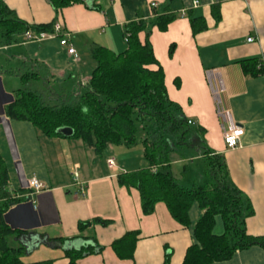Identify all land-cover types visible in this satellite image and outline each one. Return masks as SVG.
<instances>
[{"label": "crops", "instance_id": "0c3cea01", "mask_svg": "<svg viewBox=\"0 0 264 264\" xmlns=\"http://www.w3.org/2000/svg\"><path fill=\"white\" fill-rule=\"evenodd\" d=\"M1 1L27 24L59 23L77 53V59L67 54L58 38H21L19 43L0 46L8 62L0 65V156L7 167V190L20 198L3 213V221L25 233L24 239L14 240L26 245L27 252L20 259L24 263L52 260L53 264H67L61 248L44 244L32 248V244L41 236H77L78 222L99 217L111 223L92 224L82 234L94 237L102 250L78 259L77 264H163L167 253L168 264H182L203 211L194 202L187 227L176 222L162 202L155 204L151 214L142 213L138 190L117 183L119 173L147 166L142 147L136 157L125 158L118 154L128 146L108 145L103 158L104 151L96 155L80 139L46 137L28 121L10 119L4 112L19 88L17 80L21 84L20 74L27 72L38 73L40 78L32 81H42L49 101H60L63 93L64 99L81 92L95 66L91 49L102 46L122 52L126 48L125 24L161 13L164 0H82L58 10L47 0ZM197 1L193 6V0H174L172 7L178 15L165 31L153 27L149 42L163 69L168 97L181 107L185 118L203 130L207 147L223 156L229 179L249 198L253 214L245 221L247 233L264 236V74L245 75L240 64L248 58L264 64V0ZM213 6L218 7L219 19L212 14ZM189 15L203 17L206 28L193 34ZM138 37L143 42L145 33ZM249 37L253 40L247 41ZM215 80L221 85L222 105L243 128L239 145L232 149L222 140V121L210 90V82ZM187 155L171 162V172L185 185H202L203 161ZM107 158L114 160V168L107 166ZM31 177L44 187L27 197L32 191L27 186ZM80 187L84 195L79 193ZM129 231L138 232L133 257L121 259L111 244ZM212 232H223L219 215L214 217ZM211 264H264V247L253 245Z\"/></svg>", "mask_w": 264, "mask_h": 264}, {"label": "trees", "instance_id": "16d2710c", "mask_svg": "<svg viewBox=\"0 0 264 264\" xmlns=\"http://www.w3.org/2000/svg\"><path fill=\"white\" fill-rule=\"evenodd\" d=\"M56 10L82 0H47ZM174 0H164L161 13L146 20L128 22L124 26L126 48L114 52L106 47L91 49L95 66L83 90L77 94L64 93L57 103H45L42 95L30 88L38 73L20 74L21 87L15 90L14 99L5 106V115L13 120L28 121L40 133L49 138L65 137L57 132L60 127H71L69 137L80 139L101 155L108 145L133 146L137 143V122L144 136L141 138L143 158L147 166L117 175V183L139 192L141 211L149 215L155 204H165L170 216L182 226L189 225V210L194 202L202 215L193 227V243L186 249L182 264H211L229 259L233 253L253 245L264 247V236L247 233L245 221L253 214L249 198L229 179L222 155L207 147L202 129L188 123L181 107L172 101L164 85L161 65L155 58L149 36L153 27L165 31L178 15L173 9ZM212 14L219 19V10L213 6ZM187 13V12H186ZM192 33L206 28L203 17L189 15ZM54 22L27 24L19 19L0 0V46L21 42L26 32L52 31ZM145 33L144 41L138 34ZM169 47V55L172 54ZM245 75L264 74V64L248 58L240 61ZM55 96H58L54 92ZM55 101V100H53ZM199 156L205 166V182L202 185H185L171 172V162L188 155ZM7 167L0 156V264H53L52 260L24 263L20 258L26 245L14 243L25 238V233L11 229L3 221V213L20 198L7 190ZM24 193L23 190H19ZM219 215L223 232H212L214 217ZM110 220L99 217L77 224L79 235L71 238H37L36 244L59 247L67 258V264L101 252L94 237L83 231L92 224L106 226ZM138 232L129 231L112 242L117 257L131 259ZM169 253L163 264H168Z\"/></svg>", "mask_w": 264, "mask_h": 264}, {"label": "built area", "instance_id": "2783aa9c", "mask_svg": "<svg viewBox=\"0 0 264 264\" xmlns=\"http://www.w3.org/2000/svg\"><path fill=\"white\" fill-rule=\"evenodd\" d=\"M198 4L197 0H193L192 5L196 6ZM151 7H155V3L152 2ZM181 13L184 14L185 10H181ZM58 38L59 44L61 47L66 49L67 54L71 55L74 59H77V53L70 41L69 34L62 31V27L59 23H54L52 31H44L39 33L26 32L23 35V41H40L44 39H53ZM126 39V36L124 37ZM253 38H247V41H252ZM210 90L213 101L215 103L216 115L222 121V140L227 149L235 148L239 145L241 136L243 135V128L232 121L231 114L229 110L224 108L220 100L221 85L217 80L210 82ZM188 123L193 124L192 121ZM106 164L109 168H114V160L112 158L106 159ZM27 186L31 192L26 194L27 197H31L34 193L41 190L44 185L39 182L35 177H31L27 181ZM79 193L84 195L83 188L80 187Z\"/></svg>", "mask_w": 264, "mask_h": 264}, {"label": "rangeland", "instance_id": "374dc122", "mask_svg": "<svg viewBox=\"0 0 264 264\" xmlns=\"http://www.w3.org/2000/svg\"><path fill=\"white\" fill-rule=\"evenodd\" d=\"M5 57H7V55H5L3 52H0V65H2V64L3 65L5 64V66L8 65V62L6 61ZM6 78H7V75H6ZM17 86L21 87V84L18 80H17ZM31 89H33V90L36 89V90L40 91L41 92L40 94L42 95V99L44 100L45 103L53 104V103L58 102L56 99H55V101H53V100L49 101V98H48L49 93L43 87L42 81H40V82L32 81ZM137 128H138V131L136 134L137 135V143L133 146H130V147L128 146L126 150L124 149V151L120 150L118 157H125L126 158V157H129V155H133L134 157L139 155V151L141 150V147H142L140 140H141L142 136H144V132L141 130L140 124H138V122H137ZM105 152L106 151L103 152L104 153L103 158L105 157Z\"/></svg>", "mask_w": 264, "mask_h": 264}, {"label": "water", "instance_id": "95a60500", "mask_svg": "<svg viewBox=\"0 0 264 264\" xmlns=\"http://www.w3.org/2000/svg\"><path fill=\"white\" fill-rule=\"evenodd\" d=\"M57 132L65 137H70L73 134L71 127H60L57 129Z\"/></svg>", "mask_w": 264, "mask_h": 264}]
</instances>
